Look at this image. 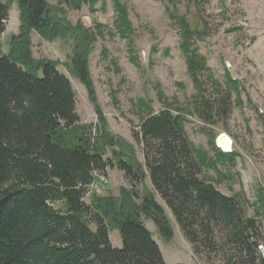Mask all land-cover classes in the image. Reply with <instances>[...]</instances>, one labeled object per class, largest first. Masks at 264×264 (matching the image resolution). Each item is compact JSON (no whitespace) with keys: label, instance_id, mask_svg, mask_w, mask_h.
<instances>
[{"label":"trees","instance_id":"1","mask_svg":"<svg viewBox=\"0 0 264 264\" xmlns=\"http://www.w3.org/2000/svg\"><path fill=\"white\" fill-rule=\"evenodd\" d=\"M10 1L19 6L21 26L8 55L0 41V264H167L144 220H151L166 242L174 237L171 223L155 194L138 189L146 173L134 148L108 132L101 114L89 71L96 35L83 24H71L65 10L48 0ZM55 1L79 9L99 0ZM122 1L114 0L117 27L129 39L134 29ZM8 16L9 6L0 0V37ZM178 23L189 74L204 93L199 76L210 70L195 44L210 31L191 30L185 18ZM32 32L49 42L74 41L67 67L86 86L98 125L81 123L75 90L59 64L34 59ZM226 86L216 83L217 107L205 100L198 105L200 118L213 122L218 112L227 120L233 94L235 105H243L240 83L230 72ZM138 110L143 118L133 137L144 147L151 183L195 252L217 253L224 264H264V195L258 194L251 216L242 195H224L206 174L214 170L216 181H223L227 177L219 167L234 166L239 154L223 152L212 139L215 158L197 149L181 110L175 114L167 107L155 114L145 101L138 102ZM109 170L122 172L130 189L86 203L95 174ZM114 230L121 234V249L111 243Z\"/></svg>","mask_w":264,"mask_h":264},{"label":"rangeland","instance_id":"2","mask_svg":"<svg viewBox=\"0 0 264 264\" xmlns=\"http://www.w3.org/2000/svg\"><path fill=\"white\" fill-rule=\"evenodd\" d=\"M48 1L63 8L71 24H83L96 35L89 55V71L101 114L108 132L134 148L146 173V180L138 189L155 194L171 223L174 237L166 242L155 224L144 220L166 263L224 264L217 253L195 252L172 211L154 189L146 167L144 147L134 139L133 133L140 130L143 118L138 102L145 101L155 114L167 107H171L175 114H180L178 110H181L189 140L211 158H215L211 139L217 145L220 137H227L231 141L230 153L239 154L235 165L219 167L227 177L220 182L216 181L214 170L206 171V174L224 195H242L247 201L249 215H255L253 205L259 193L264 195V0H123L134 29L129 39L119 34V14L114 0H99L94 7L83 3L79 9L73 4ZM3 2L9 6V16L0 41L4 54L8 55L11 39L20 32V9L15 1ZM171 15H175L177 21ZM178 18H185L193 31H203L204 28L210 31L208 37L195 44L210 70L199 76L204 93L197 90L189 74L180 47L182 38ZM98 25L103 27L100 32L96 28ZM30 37L34 59L57 62L58 70L71 81L81 123L98 125V113L86 86L67 67L74 54V41L57 39L49 42L36 32ZM130 42H133L131 47ZM230 70L231 76L240 83L243 105H235L237 96L233 94L232 112L227 120L218 112H215L213 122L200 118L196 108L203 100L217 107L220 95L216 83L226 90ZM101 177L107 179L106 185L100 181ZM95 178L98 187L90 186L85 198L88 204L95 196L119 197L121 188L131 187L118 170H109L106 175L97 173ZM91 229L96 230V226L92 224ZM110 239L114 248L123 247L118 230L110 232Z\"/></svg>","mask_w":264,"mask_h":264},{"label":"water","instance_id":"3","mask_svg":"<svg viewBox=\"0 0 264 264\" xmlns=\"http://www.w3.org/2000/svg\"><path fill=\"white\" fill-rule=\"evenodd\" d=\"M230 73H232L231 72V70H230ZM227 140V141H229V144L231 145V141L227 138V137H225V136H222V137H220L218 140H217V146L223 151V152H225V153H230L232 150H231V147H225V146H223L222 145V143H221V141L222 140ZM262 251H263V253H264V248H262Z\"/></svg>","mask_w":264,"mask_h":264},{"label":"built area","instance_id":"4","mask_svg":"<svg viewBox=\"0 0 264 264\" xmlns=\"http://www.w3.org/2000/svg\"><path fill=\"white\" fill-rule=\"evenodd\" d=\"M100 181H103L102 183L105 184V185L108 183V181H107V179H106L105 177H101ZM95 182H96V181H94V183H93L92 185H93V186H94V185H97V187H98V184H95Z\"/></svg>","mask_w":264,"mask_h":264},{"label":"bare ground","instance_id":"5","mask_svg":"<svg viewBox=\"0 0 264 264\" xmlns=\"http://www.w3.org/2000/svg\"><path fill=\"white\" fill-rule=\"evenodd\" d=\"M221 143H222V145L225 146V147H227V146H228V147H231V145L229 144V141H227V140H225V139L222 140Z\"/></svg>","mask_w":264,"mask_h":264}]
</instances>
